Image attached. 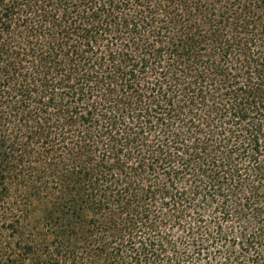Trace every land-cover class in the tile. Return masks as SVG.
Segmentation results:
<instances>
[{
	"label": "trees",
	"instance_id": "trees-1",
	"mask_svg": "<svg viewBox=\"0 0 264 264\" xmlns=\"http://www.w3.org/2000/svg\"><path fill=\"white\" fill-rule=\"evenodd\" d=\"M29 223L38 264H264V0H0V264Z\"/></svg>",
	"mask_w": 264,
	"mask_h": 264
},
{
	"label": "rangeland",
	"instance_id": "rangeland-1",
	"mask_svg": "<svg viewBox=\"0 0 264 264\" xmlns=\"http://www.w3.org/2000/svg\"><path fill=\"white\" fill-rule=\"evenodd\" d=\"M32 225H33V223H29L26 225L27 229H26L25 236L23 237V240H24V244H33V245L35 244L36 245V247H37L36 255H35V257L27 258L24 261V264H33V262L34 261L36 262V259L38 258V233L32 232ZM36 264H38V263L36 262Z\"/></svg>",
	"mask_w": 264,
	"mask_h": 264
},
{
	"label": "snow or ice",
	"instance_id": "snow-or-ice-1",
	"mask_svg": "<svg viewBox=\"0 0 264 264\" xmlns=\"http://www.w3.org/2000/svg\"><path fill=\"white\" fill-rule=\"evenodd\" d=\"M21 259L23 260L24 258L22 257ZM33 264H36V262L34 261Z\"/></svg>",
	"mask_w": 264,
	"mask_h": 264
}]
</instances>
